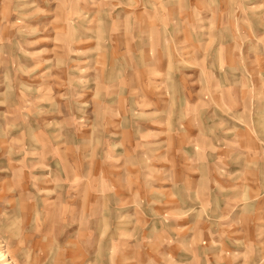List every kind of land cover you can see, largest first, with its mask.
I'll list each match as a JSON object with an SVG mask.
<instances>
[{"label": "rangeland", "instance_id": "374dc122", "mask_svg": "<svg viewBox=\"0 0 264 264\" xmlns=\"http://www.w3.org/2000/svg\"><path fill=\"white\" fill-rule=\"evenodd\" d=\"M0 264H264V0H0Z\"/></svg>", "mask_w": 264, "mask_h": 264}]
</instances>
